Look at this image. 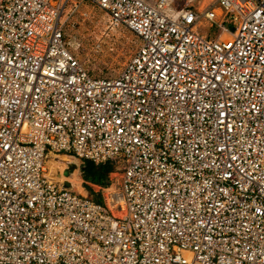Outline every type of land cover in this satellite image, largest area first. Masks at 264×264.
Returning a JSON list of instances; mask_svg holds the SVG:
<instances>
[{"label":"built area","instance_id":"1","mask_svg":"<svg viewBox=\"0 0 264 264\" xmlns=\"http://www.w3.org/2000/svg\"><path fill=\"white\" fill-rule=\"evenodd\" d=\"M68 1L0 0V264H264V0H88L139 40L102 77ZM58 152L109 183L63 187Z\"/></svg>","mask_w":264,"mask_h":264},{"label":"rangeland","instance_id":"2","mask_svg":"<svg viewBox=\"0 0 264 264\" xmlns=\"http://www.w3.org/2000/svg\"><path fill=\"white\" fill-rule=\"evenodd\" d=\"M72 1H76L79 4L78 11H73L69 15L68 20L64 22L65 37L69 40L71 48L84 61L88 72L92 76L114 75L138 46V38L122 25L109 24L107 14L88 0H69L65 4L64 12H67L71 7ZM176 2L177 0L174 3ZM80 12L86 13L85 19L82 20L79 15ZM215 30V26L209 27L206 22L200 27V32L208 36H212ZM55 154L63 153L58 152ZM53 155L45 159L46 172L48 169L46 161ZM68 166L69 168L74 167L71 163ZM81 166L82 164L79 161L77 174L80 179V185L84 190L83 194H90L82 185ZM113 178L115 181V177ZM98 201H101V199L99 198Z\"/></svg>","mask_w":264,"mask_h":264},{"label":"bare ground","instance_id":"3","mask_svg":"<svg viewBox=\"0 0 264 264\" xmlns=\"http://www.w3.org/2000/svg\"><path fill=\"white\" fill-rule=\"evenodd\" d=\"M78 162L79 160L72 155L64 153L54 154L46 161L48 168L46 175L52 180L69 182V188L83 194L84 190L80 185V179L77 174ZM69 163L73 164L74 167L69 168ZM65 171H68L67 174H65Z\"/></svg>","mask_w":264,"mask_h":264},{"label":"trees","instance_id":"4","mask_svg":"<svg viewBox=\"0 0 264 264\" xmlns=\"http://www.w3.org/2000/svg\"><path fill=\"white\" fill-rule=\"evenodd\" d=\"M81 164L82 185L90 193H92V184L104 186L109 183V173L113 170V165L110 161L107 160L96 164L89 159H82ZM93 197L98 201L99 195L97 193Z\"/></svg>","mask_w":264,"mask_h":264},{"label":"water","instance_id":"5","mask_svg":"<svg viewBox=\"0 0 264 264\" xmlns=\"http://www.w3.org/2000/svg\"><path fill=\"white\" fill-rule=\"evenodd\" d=\"M67 172H68V171H65V174H67ZM62 186H63V187H66V188H69V182H67V181H63V182H62Z\"/></svg>","mask_w":264,"mask_h":264}]
</instances>
